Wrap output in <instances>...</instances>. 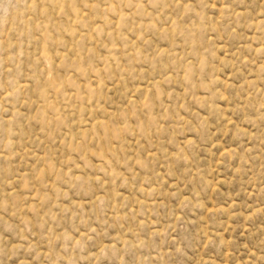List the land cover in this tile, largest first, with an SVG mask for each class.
<instances>
[{"label": "rangeland", "instance_id": "rangeland-1", "mask_svg": "<svg viewBox=\"0 0 264 264\" xmlns=\"http://www.w3.org/2000/svg\"><path fill=\"white\" fill-rule=\"evenodd\" d=\"M0 264H264V0H0Z\"/></svg>", "mask_w": 264, "mask_h": 264}]
</instances>
